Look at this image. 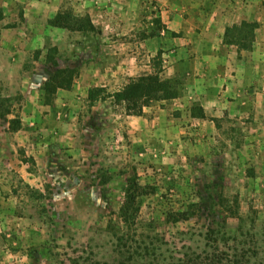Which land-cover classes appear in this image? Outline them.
I'll return each mask as SVG.
<instances>
[{
    "label": "rangeland",
    "instance_id": "obj_1",
    "mask_svg": "<svg viewBox=\"0 0 264 264\" xmlns=\"http://www.w3.org/2000/svg\"><path fill=\"white\" fill-rule=\"evenodd\" d=\"M21 1L0 0V99L13 109L0 118V264H181L211 254L264 264V97L255 94L249 112L206 118L200 132L184 129L174 100L149 102L139 118L110 98L90 106L89 88L117 91L159 62L182 96L185 70L172 74L164 49L140 45L162 29L157 10L132 5L126 31L103 32L108 6L94 3L99 33L29 19L14 34ZM76 5L65 0L61 10L79 15ZM54 46L58 65L76 73L46 97ZM134 169L147 193L129 225L120 208ZM177 212L186 219L167 220Z\"/></svg>",
    "mask_w": 264,
    "mask_h": 264
},
{
    "label": "crops",
    "instance_id": "obj_2",
    "mask_svg": "<svg viewBox=\"0 0 264 264\" xmlns=\"http://www.w3.org/2000/svg\"><path fill=\"white\" fill-rule=\"evenodd\" d=\"M74 1L80 14L87 13L94 25V3L98 7L108 6L102 11L106 14H102L99 23L104 28L103 32L116 29V24L119 31H126L130 16L128 7L132 5L141 11L157 10L162 29L157 34L146 32L147 36L139 38L140 45H156L164 49L168 56L164 60V68L168 67L172 74L185 70L182 74L186 81L184 92L171 101H176V107L186 112L182 116L187 118L189 124L186 123L184 129L189 132H200L206 118L219 117L225 112H249L255 94L264 97V0ZM21 2L24 22L10 27L14 34H20L29 19L42 21L46 28L68 31L48 23L61 10L65 0ZM116 4L121 7L118 15L109 9L110 6L113 9ZM83 6L84 11L81 9ZM243 21L257 23L250 50L224 43L226 28L240 25ZM139 25L142 24L137 23L136 30L140 29ZM195 105L201 107L204 117L192 115ZM159 110L165 111L161 107ZM147 111L148 106L144 108V113Z\"/></svg>",
    "mask_w": 264,
    "mask_h": 264
},
{
    "label": "trees",
    "instance_id": "obj_3",
    "mask_svg": "<svg viewBox=\"0 0 264 264\" xmlns=\"http://www.w3.org/2000/svg\"><path fill=\"white\" fill-rule=\"evenodd\" d=\"M4 19V13L0 7V21ZM51 26L63 28L70 32H78L85 36L99 33V28L92 22L88 14L77 15L72 10H59L49 21ZM257 27L255 22L243 21L240 25H232L226 28L224 43L235 44L239 48L251 49L254 41V31ZM59 50L57 47H51L46 53V63L51 64L55 69L43 83L45 96L53 95L57 89H68L72 85L76 69L70 67H58ZM158 53V57H159ZM154 72L144 73L136 77H130L127 83L119 90L110 92L106 87L94 86L87 91V100L92 106L96 101L110 98L115 104H122L126 114L142 116L144 108L151 101H168L178 97V88L176 81L171 77L162 76V62ZM12 99H0V118H6L12 113L8 102ZM12 107V105H11ZM196 110V109H195ZM198 113L192 111V115L204 117L201 107L197 108ZM9 128L16 131L21 126L19 117L8 120ZM32 159V158H29ZM147 193L145 186L138 181L136 170L126 179L125 196L120 208L121 217L127 224H133L141 207V199ZM186 219V213L177 212L167 215V220L176 222ZM221 256V257H220ZM224 255H205L187 259L181 264H244L241 260L228 259Z\"/></svg>",
    "mask_w": 264,
    "mask_h": 264
}]
</instances>
